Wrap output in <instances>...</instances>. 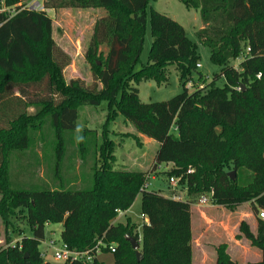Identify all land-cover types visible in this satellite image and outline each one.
<instances>
[{"label":"trees","instance_id":"16d2710c","mask_svg":"<svg viewBox=\"0 0 264 264\" xmlns=\"http://www.w3.org/2000/svg\"><path fill=\"white\" fill-rule=\"evenodd\" d=\"M21 1L0 0V121L7 123L0 127V221L5 243L15 230L22 236L0 249V264H50L39 250L47 223L62 224L61 242L69 248L85 250L102 240L101 253L112 252V264H192L191 204L202 193L209 192L215 205L233 208L247 202L255 214L264 210V0H179L198 9L202 26L196 36L220 70L201 87H183L175 97L150 104H141L135 85L165 82L169 65L183 85L194 71L202 79L197 45L181 25L151 10L148 59L137 68L149 0H42L43 10L22 8ZM56 8L106 12L95 21L84 54L93 73L90 86L79 78L64 79L70 57L55 43L46 12ZM241 54L238 68L228 66ZM219 78L221 86L214 83ZM102 102L108 121L123 115L138 133L158 142L154 167L171 164L166 173L179 177L185 199L147 191L145 172L114 170L110 140L98 146L102 160L93 168L90 187L73 188L68 178L45 182L34 171L20 172L34 175V184L14 187L19 183L9 171V157L29 147L34 128L49 124L53 130L57 165L75 128L76 105ZM32 105L35 111L28 113ZM230 169L234 180L227 175ZM138 193L148 222L140 231L128 217L113 222ZM19 220L29 234L18 229ZM240 229L261 251L259 261L246 264H264V219H257L256 233L244 222ZM126 235L139 240L140 261ZM225 247H217L216 264H238ZM88 264L104 263L95 257Z\"/></svg>","mask_w":264,"mask_h":264},{"label":"rangeland","instance_id":"374dc122","mask_svg":"<svg viewBox=\"0 0 264 264\" xmlns=\"http://www.w3.org/2000/svg\"><path fill=\"white\" fill-rule=\"evenodd\" d=\"M29 1L22 0L20 4L25 6ZM151 10L163 14L181 25L187 37L196 43L197 61L200 65L197 70L201 72L202 79L199 80L196 71H194L190 79L183 85L179 81L175 66L169 65L165 82L157 84L153 80H143L135 85L138 89V97L141 104L167 101L180 93L183 87L188 91H192L195 87H201L205 83L210 82L213 75L220 70V67L210 60L209 47L203 45L196 36V31L202 26L198 9L186 8L179 0H149L146 9L143 48L137 68L141 63L145 64L148 59L152 40L149 18ZM46 12L51 17L52 36L55 43L70 57L69 64L63 69L65 81L68 82L70 79L79 78L86 85H92L94 79L91 65L85 59L84 54L91 38L95 21L101 17L99 12L105 13V10L103 8H56L47 9ZM101 49L102 51L104 50L103 46ZM243 56L244 54H241L238 58L230 59L227 62L228 66L238 68ZM95 82L100 87V83ZM223 82V78H219L214 83L217 86H221ZM33 92L35 91L33 90ZM76 106L77 119L75 128L72 131L71 139L67 141L68 148H63V153L57 165L55 162V137L49 124H45L40 129L34 128V136L31 138L28 148L15 150L11 153L8 161L9 171L12 173L14 181L19 183L13 184L14 187H29L33 183L32 179H35L33 178L35 177L34 175H20L21 171H34L45 182H54L55 177H59L64 181L68 178L70 185H74V187L72 186L73 188L90 187V176H92L93 168L100 165L102 160L98 146L101 142L105 143L110 140L113 148L111 150L113 158L109 160L110 166L114 170L145 172L146 181L143 187L147 191L157 192L165 196L171 195L172 186L175 190L185 188L178 183L179 177L170 176L166 173L171 168V165L166 171L163 170V164L156 168L154 167V157L158 142L138 133L132 123L126 120L123 115L119 114L115 119L108 121L105 102L97 106L86 104ZM34 111V105L27 109L28 113H33ZM5 126H7V123L0 121V127ZM171 131L175 133L173 126H171ZM43 136H45L44 141L40 139ZM37 146H42L43 149L41 150ZM260 154H262V151ZM231 171L234 170L230 169L227 172ZM172 180L175 181L174 184H172ZM209 195V192L202 193L194 201V204L200 205L199 200L201 197L204 196L208 199L207 203L194 207L192 214L191 231L194 264H216L215 257L217 247L220 244L226 245L225 253L232 261L238 264L259 261L261 258L260 249L253 245L243 234L240 226L244 222L248 224L252 232L256 233L260 211L255 214L247 202L233 208L220 205L211 208L212 203ZM174 196H177V194H174ZM140 205L141 195L138 193L125 216L120 215L123 211H118L113 222H124L126 217H128L140 230L143 224ZM12 220L14 223L16 222L15 219ZM19 221L18 229L29 234L30 231L24 225L23 220ZM61 230V223H47L44 239L39 244V250L43 254L45 261L50 264H64L62 260L54 258V250L47 246L49 240H54L56 246H59ZM17 232L19 231L15 230L10 233L12 241L9 244L5 243L3 240V225L0 221V249L16 243L22 237ZM98 258L104 264L113 263L112 252L100 253Z\"/></svg>","mask_w":264,"mask_h":264},{"label":"built area","instance_id":"2783aa9c","mask_svg":"<svg viewBox=\"0 0 264 264\" xmlns=\"http://www.w3.org/2000/svg\"><path fill=\"white\" fill-rule=\"evenodd\" d=\"M22 8H27L30 10H43L44 6H43L42 0H30L29 3H27L25 6H22ZM197 67H200L199 63L197 64ZM259 75L260 74H257V77H259ZM174 183L175 181L172 180V184ZM207 202H208V199L204 196L201 197L199 200L200 205L205 204ZM259 217L264 219V210H260ZM47 246H49L50 248L54 250V258L58 260H62L64 264L73 262V261H80L85 264H88L92 262L95 257H98V255L101 253V250H102L101 247L106 246V245L104 244V242H102V240H99L91 248H88L85 250H76L73 248H69L65 243H62L61 241H60L59 246H56V243L54 240H49L47 242ZM109 249L113 251L114 247L109 246Z\"/></svg>","mask_w":264,"mask_h":264},{"label":"crops","instance_id":"0c3cea01","mask_svg":"<svg viewBox=\"0 0 264 264\" xmlns=\"http://www.w3.org/2000/svg\"><path fill=\"white\" fill-rule=\"evenodd\" d=\"M106 13V12H105ZM105 13H103V12H99V16H102V15H104ZM53 33V32H52ZM53 35V34H52ZM53 37V36H52ZM53 39H54V37H53ZM55 41V40H54ZM103 46V51H104V53L106 52V50H107V47H106V45H102ZM101 46V47H102ZM100 47V48H101ZM102 50V49H101ZM164 165V169L163 170H166L171 164H163ZM179 189V190H178ZM178 189H176L175 190V188L172 186V188H171V195L169 196V197H172V198H176V199H178V198H180V199H185L186 197H187V194H186V188H183V189H180V188H178ZM174 190V191H173ZM182 193V194H181ZM174 194H177V196H174ZM200 205H198V204H194V203H192L191 204V226H192V223H193V216H192V214H193V210H194V207H199ZM215 206H218V205H215V204H212L210 207L211 208H213V207H215ZM128 211V209L126 210V211H123V212H121L120 213V215H124L125 216V214H126V212ZM142 219H143V223H147L148 222V220H147V218L146 217H144V216H142ZM191 229H192V227H191ZM137 230L138 231H140L138 228H137ZM203 252V251H202ZM216 259H217V253H216V257H215V261H216ZM192 264H194V247H193V245H192Z\"/></svg>","mask_w":264,"mask_h":264},{"label":"water","instance_id":"95a60500","mask_svg":"<svg viewBox=\"0 0 264 264\" xmlns=\"http://www.w3.org/2000/svg\"><path fill=\"white\" fill-rule=\"evenodd\" d=\"M242 89H244L243 85H242ZM227 175L229 176V178L231 180L235 179V172L234 171L227 172ZM125 239L130 243L131 247L134 249L137 261H140L142 259V253L140 251L139 240L135 239L133 236H130V235H126ZM24 257L27 258L26 253L24 254ZM27 264H31V263L28 262ZM220 264H227V263L221 262Z\"/></svg>","mask_w":264,"mask_h":264}]
</instances>
